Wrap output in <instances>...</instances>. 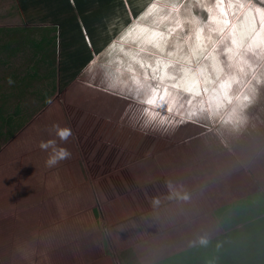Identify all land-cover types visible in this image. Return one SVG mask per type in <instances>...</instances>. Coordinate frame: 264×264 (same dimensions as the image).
Wrapping results in <instances>:
<instances>
[{"label":"rangeland","instance_id":"rangeland-1","mask_svg":"<svg viewBox=\"0 0 264 264\" xmlns=\"http://www.w3.org/2000/svg\"><path fill=\"white\" fill-rule=\"evenodd\" d=\"M122 1V9L115 8L114 15L103 21L106 27L99 36V51L89 45L90 59L65 83L57 71V44L32 45L51 27L50 17L43 16L46 9L22 12L15 0H0V116L13 115L6 118V125L0 120V264H264V47L249 51L251 37H245L247 48H240L231 61L225 52L227 48L237 51L232 44L233 28L239 40V33L255 20L252 6L264 10V0H237L233 5L223 0L221 8L227 13L223 19L213 0ZM148 3L155 8L135 18L131 7L140 13ZM206 17L213 20L205 21ZM165 18L177 20L179 27L168 30V23L160 26L163 30L156 27L169 34L164 49L155 51L145 45L138 53L142 40L134 38L136 29ZM224 20L230 23L225 26ZM262 23L264 16L257 15L252 36L264 31ZM130 26L127 33L133 32L132 38L124 34ZM196 29H202L203 49L197 47ZM149 31L155 33L151 27ZM210 53L223 68L220 77L234 73L238 78L240 73L243 81L240 89L237 84L228 91V95L236 92V97L241 91L240 99L233 97L217 116L198 110L202 94L190 100L183 88L172 87L182 82L183 69L196 73L203 68L197 91H204L206 78H212ZM154 57L169 62L166 72L175 79H159L164 69L152 71L157 68L152 66ZM9 78L14 82L11 85ZM165 88L169 95L163 107L146 103L153 89L163 95ZM124 89L135 102V113L127 109L132 102L117 96L123 93L125 97ZM224 91L219 86L218 94ZM173 99L174 110L169 112L168 102ZM14 105H18L17 114H13ZM67 106L80 110L73 121ZM145 108L167 116V121L144 127ZM233 108L247 121L238 131L227 133L226 125L232 126L220 118ZM193 115H204L198 126L192 123ZM78 120L86 124L84 131L72 126ZM53 124L71 129L67 142L57 140L71 156L48 168V153L38 145L52 138L48 129ZM107 128L115 129L110 141L127 129L126 138L137 142V147H144L141 142H156L163 154L162 141L191 145L201 139L206 146L197 162L179 166L186 177L170 176L172 168L167 162L162 172L156 169L159 165L149 172L143 170L139 177L153 182L154 196L121 195L112 183L119 178L117 174L105 176L107 188H102L104 181L95 177L90 181L86 171L96 146L105 142L101 134ZM89 129L99 131L90 134ZM155 156H148V162L160 160ZM66 168L77 174L78 188L54 184L56 170L60 173ZM169 183L172 188L179 184L178 192L188 199L172 196ZM36 216L37 222L33 220ZM28 219L36 222L30 230L23 223ZM201 237L208 240L207 245L198 242Z\"/></svg>","mask_w":264,"mask_h":264},{"label":"trees","instance_id":"trees-1","mask_svg":"<svg viewBox=\"0 0 264 264\" xmlns=\"http://www.w3.org/2000/svg\"><path fill=\"white\" fill-rule=\"evenodd\" d=\"M15 2L16 8L22 12H26L31 8L46 9L43 16L45 15L46 17H50L51 27L45 30L47 33L52 31V34L47 35L45 32L39 38V42H34L32 45L37 46L43 41L50 43L52 47L54 42L57 44L59 50L57 71L61 72V79L65 83L73 79L79 70L85 66V64L90 59V50L88 49L89 45L95 48L96 51H99V49H97L101 44V42L98 44L99 36L101 33L105 32L104 27H106L103 21L108 19L111 15H114L115 8L119 7L122 9L123 7L122 0H15ZM131 12L133 13V16H136L137 11L133 7H131ZM98 25L102 26L98 28ZM84 38L86 41H84ZM124 92H126L124 93V95H126L125 97L121 96L123 93L117 96H120L122 101L127 103L132 102L130 103V106L132 107H128L127 109H132V113H135L137 111V109L133 108L135 102L131 101V96L128 91L124 89ZM71 107L67 106L66 110L67 113L71 114V119L73 121L75 117H78L80 110L77 108V106ZM18 111V105H14L13 114H17ZM11 116L13 115H8L5 118L0 116V120L3 121L2 124L6 125L8 122V119L6 120V118H10ZM203 117L204 115H193L192 123L197 124L198 126L199 124L197 121H202ZM187 121L188 120H184V123H188ZM73 125H76V130L81 129L84 131L86 129V124H82L80 120L74 121L72 123V126ZM107 129L108 130H104L101 134V137L105 142L110 141V138H114L115 134V129L113 131L109 128ZM226 129L227 133L233 131V128H229L228 125H226ZM88 131L90 134H94L99 130L89 129ZM126 131L127 129H121L120 138L116 139L115 141L112 140L113 142L110 141L107 145H104L105 142L100 141V143L96 146V151L94 152L95 157H91L92 162L87 164L88 170H86L89 172L88 176L90 181L92 180V177H95L100 181H104L102 188H107L105 176L117 174L119 178L115 179L116 183H114V181L112 183L116 188L119 189V191H122L120 193L121 195L128 193H138L139 196L142 193L146 199L154 196L156 188L154 187V184H151L153 182L150 183L147 180H141L139 177L142 175L143 170H147L149 172L150 170H154L155 167H158L159 165L160 168L156 169H159L160 172H162V168L167 162L172 168L170 176H173L174 178L175 175L180 174L181 177H186L185 174H182L178 171L179 166L187 161L193 162L194 159L197 162L198 158L200 159L201 157V152H203L205 149L204 146H206L205 141L201 139L191 142V145H187L182 142L174 145L173 142L169 143L168 141H162L160 142L159 146L165 152L163 154L161 153L162 151L158 152L159 149L157 150L156 142H141L140 146L144 147H137L139 146L137 142L126 138ZM106 133L108 134L104 138V134ZM149 136H151V134L148 135V137ZM93 144L96 145L94 142ZM168 147L169 149H167ZM176 148L178 154L175 152ZM152 154L156 155L154 158L160 159L155 161L153 164L148 162V156H151ZM57 172L58 170H56L55 173V175L57 174V178L54 180L55 185H67L68 187L66 188L69 189L78 188L77 174L75 176L73 172L67 168L60 173ZM135 174H138V178L134 177ZM66 182L67 184H65ZM172 189H175L177 192L180 191L179 184L174 185ZM113 199L115 201L117 200V198L114 196ZM130 199V201H134V198ZM22 207L24 208V204L20 209H23ZM18 214L20 215L21 212H18ZM33 220H36L37 222V216ZM36 222L33 223L29 219L27 221H23L28 230L33 228Z\"/></svg>","mask_w":264,"mask_h":264},{"label":"clouds","instance_id":"clouds-1","mask_svg":"<svg viewBox=\"0 0 264 264\" xmlns=\"http://www.w3.org/2000/svg\"><path fill=\"white\" fill-rule=\"evenodd\" d=\"M229 1H230L231 5H233L235 3V1L237 2V0H229ZM214 2H216V0L212 1V5L214 4ZM225 3H226V0H225ZM226 4L228 5V3H226ZM240 5H241V3H240ZM214 6L217 7V12L219 15H221L222 19L225 18L224 12H221L222 3L221 4L215 3ZM150 8H155L153 3H148L145 7V11L142 10L140 13H137L136 16H134V17L136 18L141 13L142 14H148V9H150ZM231 8H233V6ZM252 10H253L252 13L255 14V16H256L255 21H257V15H260L262 17L264 16V13L258 11V9H255L253 6H252ZM202 11L204 12L203 9H202ZM206 12L209 13V11H206ZM167 16H168V18L170 17V15H168V14H167ZM240 18H242L241 14H240ZM168 20H166V18L165 19H158L159 22H157L156 25H155V22H153L151 24H142L141 28L136 29V31L138 32V35L136 37H134L133 32L130 33V35L127 32L130 28H132V26H134L135 28H136V26H138V23L136 22L132 26L128 27L127 29H124L125 30L124 34L129 35V38L134 37L137 40H142L141 44L139 45L140 48H136L137 52L139 51L138 53H141V49H145V48H143V47H145V45H148L150 48L155 49V51H156V49H162V48L164 49L165 40L167 39L169 34L161 33L159 30L160 29L163 30V28H160V26L163 25L164 23H168V30L170 28H178L179 27V23H176L177 20H174V22H172V20H169L170 21L169 22ZM208 20L212 21L213 19H212V17H206L205 21H208ZM251 25L252 24H250L248 28H250ZM150 27L153 29V31L155 33L162 34L161 36L158 37L157 40H153L151 38L153 33L149 31ZM156 27H159L160 29H156ZM197 30H200V29H196V31L194 33H197ZM254 30H255V28L253 29V31ZM253 36H255V33ZM261 37H262V39L264 38V31L261 33ZM195 40H197L196 36H195ZM157 43L160 45V48L155 47V45ZM248 43L249 42H247L245 44V41H244L243 46H246V48H247ZM228 46L231 47V45H228ZM261 47H264V43H262L259 48H261ZM246 48H245V50H246ZM207 52H211V50H208ZM210 54L208 56L212 55V54L211 55ZM135 58H136L137 62L140 61V59H141L140 57H138V55ZM133 60H135V59H133ZM157 60H159V58H155L153 60L154 61V63H152L153 67L157 66ZM143 61L146 62L147 60L143 59ZM146 64H147V62H146ZM164 64H169V62L167 63L166 60H162L159 67L157 66L158 72H161V70L164 69V67H163ZM145 66H147V65H145ZM189 67H191V66H189ZM236 70H237V68H236ZM237 72H240V71L237 70ZM237 74H238V78L234 73L233 74H226L220 78H217L215 71L212 70V72H211L212 78H210L212 82L211 83H205L206 89L204 91L198 92L196 90L195 91L196 94H190L189 99L190 100L194 99V97L196 95H199V97H200L202 94L203 99L202 98L199 99L200 105L198 106V110L204 109V111H206V115H216L217 116L218 110L219 111L223 110L225 105H228L231 102L233 97L240 99L241 91H239L238 97H236V92L232 93L231 95H228V91L230 90L232 85L238 84L237 89H240V87L243 83V81L241 80V77L239 75L240 73H237ZM225 81L228 82V86L225 88L224 93L218 94L220 84L222 82H225ZM8 83L11 85L14 82L11 80V78H9ZM161 91L162 90H160V92ZM189 99H187V100H189ZM243 99L248 100V97H244ZM174 104H175L174 99L170 100L168 102V111L169 112H172L174 110ZM242 108H243V105H241V110H242ZM143 115L146 117V119L143 122L144 127H148L149 125H152L153 123L163 125L168 119L167 116L161 115L158 112H153L147 108L144 109ZM220 119H221L222 123L230 124L234 131H238L240 129V127H242L247 121V117L243 116L235 108H233L230 112H228L226 114L224 113ZM48 132L52 138H50L48 140L41 141L39 143L38 147L42 151L48 153L47 159L45 161L46 167L53 168V167H56L61 161H64V160H67L70 158L71 153L66 148L59 146L57 143V140H59L60 142H67L69 140V138L72 136V131L68 127H61L59 124H53L48 129ZM169 188L172 189V185L170 183H169ZM171 194H172V196H176V197H179V198L184 199V200L188 199L187 194H184L183 196H181L179 192L175 191V189H172ZM153 203L158 204L159 200L154 198ZM198 242L201 245H207L208 240L204 237H201V238H199Z\"/></svg>","mask_w":264,"mask_h":264},{"label":"snow or ice","instance_id":"snow-or-ice-1","mask_svg":"<svg viewBox=\"0 0 264 264\" xmlns=\"http://www.w3.org/2000/svg\"><path fill=\"white\" fill-rule=\"evenodd\" d=\"M217 4H221L223 3V0H216ZM258 11L264 13V10H260L258 9ZM221 12H223V9H221ZM224 15L226 16L227 13H224ZM249 16H251V13H249ZM248 18L246 17L245 19V23H247ZM216 23H221V21H216ZM225 26H227L230 22L228 20H224L222 22ZM255 28V20L253 18L252 20V25L250 28H248L246 31L240 32V39L237 40L235 38V33L237 31L236 28H233V33H234V38L232 40V44L233 46L237 49L236 52H233L232 48H227L225 49V52L230 54L229 55V60H232L233 56H237L239 55V49L243 47V42H244V38L245 37H251V42L248 44V50L249 51H254L255 49L259 48L261 46L262 43H264V39H262L261 34L259 32H257L255 34V36H252V30ZM262 28H264V23H262ZM174 31V29L172 30ZM221 31H223V29H221ZM202 29L197 30L196 33V39H197V47L203 49V38H202ZM162 34L160 33H153L152 38L155 39L156 37L161 36ZM155 47L160 48V45L157 43L155 45ZM162 50V49H161ZM193 51V55H195V49L192 50ZM169 55H172V53H169ZM211 55V54H210ZM206 59L208 57H205ZM211 59H212V66H213V70L216 73V77L219 78L222 73H223V68L221 66H219L218 61H217V57L215 55H211ZM245 62V61H244ZM161 64L160 60H157V66L159 67V65ZM144 65L141 64V67H143ZM149 67H151V65H149ZM164 72L161 74V76L159 77V79L161 81H163L165 78L168 79H175L174 76L170 77L168 76L166 69L169 67L168 64H164ZM242 70V69H241ZM152 71L155 73L157 71V68H153ZM205 69L203 68H199L197 69L196 73H192L190 69H183L184 72V78L182 80L181 83L178 84H174L172 85V87L175 88H183L184 91H186L189 94H193L196 90H198L199 85H200V80H199V76L202 75L204 73ZM211 79L206 78L205 83H211ZM138 83V81H137ZM228 86V82L225 81L224 83H222L220 85L221 89L226 88ZM153 95L151 98H149L146 103L148 105H152L155 106L157 108L163 107L164 104L167 102L166 101V97L169 95L167 88L164 89L163 95H161L157 89H153Z\"/></svg>","mask_w":264,"mask_h":264}]
</instances>
